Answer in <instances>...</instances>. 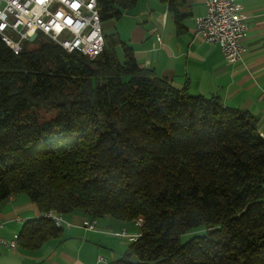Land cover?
I'll return each instance as SVG.
<instances>
[{"label":"trees","instance_id":"trees-1","mask_svg":"<svg viewBox=\"0 0 264 264\" xmlns=\"http://www.w3.org/2000/svg\"><path fill=\"white\" fill-rule=\"evenodd\" d=\"M137 1L96 0L100 20ZM18 193L41 214L17 234L24 249L59 235L46 212L80 211L141 217L119 264L132 255L144 264H264L256 118L175 88L117 36H105L94 58L41 34L17 54L0 39V202Z\"/></svg>","mask_w":264,"mask_h":264},{"label":"crops","instance_id":"crops-1","mask_svg":"<svg viewBox=\"0 0 264 264\" xmlns=\"http://www.w3.org/2000/svg\"><path fill=\"white\" fill-rule=\"evenodd\" d=\"M235 1L245 15L247 29L245 49L233 63L223 57L217 44L193 37L194 20L205 13L204 0H138L118 18L101 21V28L129 46L140 65L175 88L194 96L217 95L224 105L250 112L264 133V0ZM116 51L121 49L116 47ZM39 216L24 193L8 196L0 202V236L17 237L28 220ZM62 218L66 224L59 235L37 248L0 245V264H96L99 255L106 264H119L131 242L113 232H137L132 221L109 216L96 219L94 230L82 226L89 217L80 211Z\"/></svg>","mask_w":264,"mask_h":264},{"label":"built area","instance_id":"built-area-1","mask_svg":"<svg viewBox=\"0 0 264 264\" xmlns=\"http://www.w3.org/2000/svg\"><path fill=\"white\" fill-rule=\"evenodd\" d=\"M204 3L205 13L194 20L193 37L217 44L228 62H237L245 49L243 38L247 29L239 4L235 0H204ZM38 34L67 52L77 51L89 58H94L104 48L96 0H0V39L14 54L21 50L23 42L30 41L32 35H35L34 40ZM45 217L56 227L66 224L61 214L49 211ZM132 222L137 232L122 229L113 235L128 242L136 241L141 236L142 219L137 217ZM95 223V218H88L82 226L94 230ZM0 245L9 249L17 247L12 245L11 239L1 236ZM96 264H106V259L99 255Z\"/></svg>","mask_w":264,"mask_h":264},{"label":"rangeland","instance_id":"rangeland-1","mask_svg":"<svg viewBox=\"0 0 264 264\" xmlns=\"http://www.w3.org/2000/svg\"><path fill=\"white\" fill-rule=\"evenodd\" d=\"M102 33H103L104 36H108L107 35V31L103 30V28H102ZM116 53H117L116 55H117L118 59L121 61L122 60L121 52L120 51H116ZM194 233H198V232L197 231H191V232H187V233L181 235L180 236V242L181 243L185 242Z\"/></svg>","mask_w":264,"mask_h":264},{"label":"water","instance_id":"water-1","mask_svg":"<svg viewBox=\"0 0 264 264\" xmlns=\"http://www.w3.org/2000/svg\"><path fill=\"white\" fill-rule=\"evenodd\" d=\"M35 35H32L29 40L32 41ZM130 264H144V262L139 261L134 255L130 256L128 259Z\"/></svg>","mask_w":264,"mask_h":264},{"label":"bare ground","instance_id":"bare-ground-1","mask_svg":"<svg viewBox=\"0 0 264 264\" xmlns=\"http://www.w3.org/2000/svg\"><path fill=\"white\" fill-rule=\"evenodd\" d=\"M259 136L264 140V133L259 132ZM44 215H45V214H44ZM16 238H17V237H13V238H11V242H12V245H13V246H17Z\"/></svg>","mask_w":264,"mask_h":264}]
</instances>
